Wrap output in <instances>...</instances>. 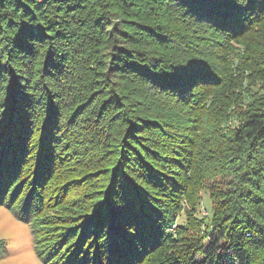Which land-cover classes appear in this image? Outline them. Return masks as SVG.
<instances>
[{
  "label": "trees",
  "instance_id": "16d2710c",
  "mask_svg": "<svg viewBox=\"0 0 264 264\" xmlns=\"http://www.w3.org/2000/svg\"><path fill=\"white\" fill-rule=\"evenodd\" d=\"M0 206L43 264H264V0H0Z\"/></svg>",
  "mask_w": 264,
  "mask_h": 264
},
{
  "label": "rangeland",
  "instance_id": "374dc122",
  "mask_svg": "<svg viewBox=\"0 0 264 264\" xmlns=\"http://www.w3.org/2000/svg\"><path fill=\"white\" fill-rule=\"evenodd\" d=\"M70 194V193H69ZM69 194L64 199L69 200ZM200 215L211 213V202L205 193ZM0 239L6 241L7 253L0 264H43L34 249V239L27 223L18 221L9 210L0 206Z\"/></svg>",
  "mask_w": 264,
  "mask_h": 264
}]
</instances>
